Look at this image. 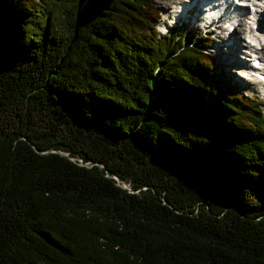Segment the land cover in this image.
Instances as JSON below:
<instances>
[{
	"label": "trees",
	"instance_id": "obj_1",
	"mask_svg": "<svg viewBox=\"0 0 264 264\" xmlns=\"http://www.w3.org/2000/svg\"><path fill=\"white\" fill-rule=\"evenodd\" d=\"M158 1L0 0V264H264L261 100Z\"/></svg>",
	"mask_w": 264,
	"mask_h": 264
},
{
	"label": "rangeland",
	"instance_id": "obj_2",
	"mask_svg": "<svg viewBox=\"0 0 264 264\" xmlns=\"http://www.w3.org/2000/svg\"><path fill=\"white\" fill-rule=\"evenodd\" d=\"M175 1H179V0H160L156 4V8L158 9V14L155 17V24H156L157 29L160 32L167 31V29L170 28V26H172L169 23H172V19H174V16L176 15L175 9L178 8L177 6H175L176 5V3H174ZM222 23L224 24V20H222ZM228 23L229 22L225 24L226 25L225 29L229 30V25L231 22L229 23V25ZM177 26H179L178 23L175 24V27ZM208 27L205 28L202 22L199 21L198 24H194V26H192L191 28L193 30L195 29L196 32H198L199 34H204L205 36L206 35L208 36V37L206 36V38L210 42V46H208V49H209L210 54L214 58L215 69L218 72H221V74L227 81H229L232 84L234 83L235 87H237L240 90V92H242L243 94H249V96L251 97L254 96L259 101L261 100L262 108L264 109V84L263 82L262 81L260 82L259 80H257L254 75H249V73L248 75L245 74L244 70L248 67V65L247 66L245 65V67L241 65L236 66L238 72L240 74H243V76L239 75V73L236 75V71H234V68H232V70L234 71L232 74L231 69L227 67L228 63H226L225 61V56L223 55V53L220 55L219 52H223L225 49L227 53L233 48H230V47L225 48L228 42L226 43L223 40H220L221 33L219 34V32L222 27L221 28L215 27L214 31L208 30ZM222 34L224 36V33ZM222 46H223V49H222ZM262 48L263 49L261 53H263L262 55L264 56V45L262 46ZM237 51L240 52L239 54H242L241 53L242 51L240 49H237ZM241 60L245 61L246 63H248L249 61V59L245 60V58H241ZM244 75H247V76H244Z\"/></svg>",
	"mask_w": 264,
	"mask_h": 264
},
{
	"label": "bare ground",
	"instance_id": "obj_3",
	"mask_svg": "<svg viewBox=\"0 0 264 264\" xmlns=\"http://www.w3.org/2000/svg\"><path fill=\"white\" fill-rule=\"evenodd\" d=\"M199 1L200 0H180L178 3H176L175 1L174 3H176L178 6L177 9L181 8L180 11L177 10L178 12L176 13V15H178L181 12V10L185 12L186 14L189 13V10L193 9L195 3L196 2L198 3ZM223 4L225 6L224 12H226V16H229V18L227 19L224 13H222V15L220 16H218V13H216L215 15L214 11L217 8V4H213L212 6L202 8V9H203V12L207 11L208 14H211V16H214L213 23L216 24V27H220V28L222 27L219 32V34L221 33L220 40H223L226 43L228 42L226 47L224 46L225 48L230 47L233 49L228 51L227 53L224 49V51L219 52V54L221 55L223 53V55L225 56V61L226 63H228L227 67L231 69L232 74L234 71H236V75H237L239 73L236 68L237 65H241L245 67V65L247 66L250 64L249 61L248 63H246L245 61L241 60V58H245V56L243 54H239L240 52L237 51V49H240L242 51L241 47L244 44H247V39L245 38V36L246 34L249 33L250 30H252V26H253V22L251 18L252 10H251V5L249 7H244L242 5H239V7L238 6L235 7L229 0H225ZM232 13L234 14L232 15ZM222 20H224V24L222 23ZM227 22L229 23L231 22L230 25L228 23L229 30L225 29L226 27L225 24ZM210 31H214L213 27H211ZM222 33H224V36ZM254 42L256 43L255 51L259 54L261 61H264V56L262 55L263 53H261L263 49L262 46L264 44V31L256 32V38L254 39ZM222 49H223V46H222ZM232 68H234V71L232 70ZM245 74L248 75V73H245ZM239 75L243 76V74H240V73ZM247 75H244V76H247Z\"/></svg>",
	"mask_w": 264,
	"mask_h": 264
},
{
	"label": "water",
	"instance_id": "obj_4",
	"mask_svg": "<svg viewBox=\"0 0 264 264\" xmlns=\"http://www.w3.org/2000/svg\"><path fill=\"white\" fill-rule=\"evenodd\" d=\"M28 142H30V143H32L33 144V142H32V140H30L29 139V141ZM55 149V148H54ZM53 149V150H54ZM51 150V149H50ZM55 150H57L58 152H60V153H62V154H64V155H68L70 158H72V159H77L79 162H82V164H87V163H93V161H88V162H86V161H83L82 160V157H80V156H78V155H73V156H71L69 153H68V151H64V150H62V149H55ZM44 151H48V150H44ZM113 176L118 180V181H120L121 183H122V187H125V188H127L128 190H132V187H131V185H130V183L129 182H127L126 180H124V179H122V177L120 178L119 176H117V175H115V174H113Z\"/></svg>",
	"mask_w": 264,
	"mask_h": 264
}]
</instances>
